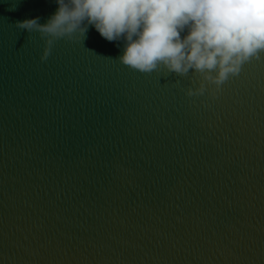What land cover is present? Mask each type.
<instances>
[{
    "label": "water",
    "instance_id": "obj_1",
    "mask_svg": "<svg viewBox=\"0 0 264 264\" xmlns=\"http://www.w3.org/2000/svg\"><path fill=\"white\" fill-rule=\"evenodd\" d=\"M56 8L0 0V264H264V55L188 96L91 26L41 61Z\"/></svg>",
    "mask_w": 264,
    "mask_h": 264
},
{
    "label": "clouds",
    "instance_id": "obj_2",
    "mask_svg": "<svg viewBox=\"0 0 264 264\" xmlns=\"http://www.w3.org/2000/svg\"><path fill=\"white\" fill-rule=\"evenodd\" d=\"M45 23L17 21L37 32L47 60L60 39L86 36L89 26L109 42L123 41L120 63L150 74L161 68L202 78L188 96L203 95L205 82L218 91L243 65L264 55V0H54ZM15 10L11 7L9 11ZM215 93H213L214 95Z\"/></svg>",
    "mask_w": 264,
    "mask_h": 264
}]
</instances>
